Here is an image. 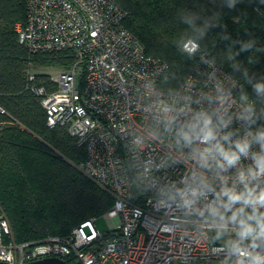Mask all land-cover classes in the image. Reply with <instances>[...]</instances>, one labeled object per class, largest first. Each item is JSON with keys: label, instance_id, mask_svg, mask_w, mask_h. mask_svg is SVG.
<instances>
[{"label": "built area", "instance_id": "obj_1", "mask_svg": "<svg viewBox=\"0 0 264 264\" xmlns=\"http://www.w3.org/2000/svg\"><path fill=\"white\" fill-rule=\"evenodd\" d=\"M254 1L264 13V0ZM25 4L18 41L75 57L50 75L54 89L35 84L31 71L26 88L41 98L47 126H65L84 147L78 168L113 197L103 214L112 222L100 231L90 217L66 235L16 243L0 211V260L264 264V124L255 101L238 95L240 80L187 38L193 69L177 89L160 88L168 63L145 52L115 0ZM217 145L238 159L228 164Z\"/></svg>", "mask_w": 264, "mask_h": 264}, {"label": "trees", "instance_id": "obj_2", "mask_svg": "<svg viewBox=\"0 0 264 264\" xmlns=\"http://www.w3.org/2000/svg\"><path fill=\"white\" fill-rule=\"evenodd\" d=\"M115 1L145 52L168 63L160 88L177 89L193 69L194 58L182 49L193 38L240 80L238 95L255 101L264 124V15L254 0ZM25 17V0H0V211L16 243L66 235L113 205L78 168L84 147L65 126H47L41 98L26 88L31 71L35 84L54 89L50 74L35 70L67 69L75 57L70 50L30 52L15 29Z\"/></svg>", "mask_w": 264, "mask_h": 264}, {"label": "clouds", "instance_id": "obj_3", "mask_svg": "<svg viewBox=\"0 0 264 264\" xmlns=\"http://www.w3.org/2000/svg\"><path fill=\"white\" fill-rule=\"evenodd\" d=\"M208 123H210V121H205V128L206 129H207ZM212 138H213V133L211 132V130L205 131L204 140L207 141V140H210ZM237 147H239L240 151L243 152V151H245L247 145H244V146L237 145ZM216 149H217L218 153L221 156H223L225 160H227L228 164H232L235 162L236 159H238V157L234 153L230 154L228 152H225L224 149L222 147H220L219 145L216 146ZM261 171H264V166H261ZM230 199L235 200V199H238V197L232 196V197H230ZM259 202L264 203V197L259 198Z\"/></svg>", "mask_w": 264, "mask_h": 264}, {"label": "rangeland", "instance_id": "obj_4", "mask_svg": "<svg viewBox=\"0 0 264 264\" xmlns=\"http://www.w3.org/2000/svg\"><path fill=\"white\" fill-rule=\"evenodd\" d=\"M258 12V11H257ZM260 13V12H258ZM262 15H264V13H260ZM60 68H52V67H44V68H40L35 70L36 72H43V73H48L50 75L57 73V71H59ZM111 222L112 220L110 218H107L103 215L98 216L95 219V224L97 225L98 229L100 231H106L109 229V227L111 226ZM224 242H231V239L228 237V235H225L224 238L221 239Z\"/></svg>", "mask_w": 264, "mask_h": 264}, {"label": "water", "instance_id": "obj_5", "mask_svg": "<svg viewBox=\"0 0 264 264\" xmlns=\"http://www.w3.org/2000/svg\"><path fill=\"white\" fill-rule=\"evenodd\" d=\"M0 264H18V263H9L0 260ZM23 264H70V263L58 257H45V258H40L33 261L25 262Z\"/></svg>", "mask_w": 264, "mask_h": 264}]
</instances>
